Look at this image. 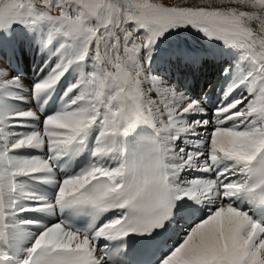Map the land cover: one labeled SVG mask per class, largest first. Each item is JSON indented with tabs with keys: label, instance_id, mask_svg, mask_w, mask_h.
<instances>
[{
	"label": "snow or ice",
	"instance_id": "1",
	"mask_svg": "<svg viewBox=\"0 0 264 264\" xmlns=\"http://www.w3.org/2000/svg\"><path fill=\"white\" fill-rule=\"evenodd\" d=\"M39 24L47 75L0 64V264H127L133 234L156 264H264V0H0V32ZM186 26L232 50L214 107L149 69Z\"/></svg>",
	"mask_w": 264,
	"mask_h": 264
},
{
	"label": "bare ground",
	"instance_id": "2",
	"mask_svg": "<svg viewBox=\"0 0 264 264\" xmlns=\"http://www.w3.org/2000/svg\"><path fill=\"white\" fill-rule=\"evenodd\" d=\"M15 31L16 30L14 31L10 30L7 33L0 32V64L6 65L7 68L10 69L15 68V70L17 71L16 74H18V76L20 77L24 73V70L31 69L33 73L31 74L33 75L31 76V78L34 79V83H35L37 80H40L44 76H46L50 69L49 68V61L51 59L50 51L48 50L42 52V55L37 65H36V60L38 57L36 55V52H34V50H36L35 49L36 38L38 42L40 40L45 39L48 31L42 29L37 30V28L32 29V31L26 34V36L29 34L27 37L24 34ZM39 35L42 36L40 39L38 38ZM199 44L205 47L204 43L199 42ZM52 50L55 51V47H53ZM200 50H204L203 51L204 54H202V51ZM22 53L25 55V60L22 59L21 57ZM177 53H180V55H177ZM167 54L155 57V62L149 65V69L151 70L152 75L159 76L161 80H164V78L167 77L168 80L165 81L169 84V86L172 85V87H175L178 91L185 93L191 98L196 96L197 100L203 99L205 100L206 103H211V104L219 103V99L223 95V90L228 83V78L223 75L224 68L228 67L229 63L233 61V59L230 58V55L232 56V52L230 50L218 48L214 45L208 47V50H205L203 47H198V44L195 43V45H193L191 49H187L183 44H180L179 46H173L167 51ZM152 55L155 56L153 53ZM168 56L173 61L176 60V63H178L177 68L174 67L173 70L170 69V65L166 59L168 58ZM188 56L195 57L198 60V64L195 63L196 68L191 67V71H189V67L186 68L184 66V64L188 63V61L185 60V57ZM53 59L55 58L53 57ZM23 62H25V64L29 66L27 69H24ZM209 62L212 64L210 75L213 74L214 82L211 85V87L208 89V91H202L200 93L199 84L202 83L204 85V83L208 82L207 81L208 77H205V74H202L203 73L202 70L204 65L205 64L208 65ZM225 63L227 65H224ZM71 74L73 75V71H71ZM21 80L25 85L24 79ZM173 81L174 83L172 84ZM194 85L197 86L199 85V86L196 88L194 87ZM26 87L29 88V85ZM203 90H204V86H203ZM20 94L24 95L25 93L20 92ZM47 98H48L47 96H42L39 100H34V101L30 100L29 104L31 105V107L33 106L32 104H34L33 107H36L37 104L41 105L43 109L42 112L43 115L54 113L56 111L54 110V106L55 105L59 106L60 97L59 95L53 97L50 103L46 100ZM194 175H198V174L194 173ZM35 190L41 193L42 195H48V196H50L54 191V189H52L51 192H47L45 188L42 187V185H36ZM50 219L54 220L55 218L49 217L47 215L41 217V220L44 223H46Z\"/></svg>",
	"mask_w": 264,
	"mask_h": 264
},
{
	"label": "rangeland",
	"instance_id": "3",
	"mask_svg": "<svg viewBox=\"0 0 264 264\" xmlns=\"http://www.w3.org/2000/svg\"><path fill=\"white\" fill-rule=\"evenodd\" d=\"M170 2H171V0H170ZM24 29H25V36H26V34L28 33L27 31H29L31 28L30 27H24V26H22ZM37 28V30L39 29V30H41L40 29V26H37V27H35V28H33V29H36ZM12 31H14V29H12ZM16 32V31H15ZM27 32V33H26ZM30 32V31H29ZM19 33H21V32H19ZM23 34V33H22ZM195 35V36H198V34H200V35H202L201 33H199L198 31H196V30H194L193 28H191V26H186V27H182V28H176V29H174V30H170V32L169 33H165V36L164 37H161L158 41H157V44L159 45V47H158V49L157 50H155L154 52L155 53H164V52H166V50H167V48L169 47V46H171L172 45V41H175V43L176 44H179V43H181V42H185L187 45H189V43H190V39H188L191 35ZM29 35V34H28ZM27 35V36H28ZM26 36V37H27ZM187 39V40H186ZM197 38H195V39H193V41L195 40V41H198V39L196 40ZM174 42H173V46H179V45H176ZM26 44H27V42H26ZM39 42L37 41V38H36V47L38 48V49H40V47H39ZM27 46V45H26ZM172 46V47H173ZM171 48V47H170ZM169 48V49H170ZM168 49V50H169ZM40 54V53H39ZM42 55V54H41ZM13 57H15V56H13ZM22 59H24L25 60V57H24V54L22 53ZM24 57V58H23ZM37 57H38V54H37ZM57 60H59V57L57 58ZM56 61V59H53L52 60V62L54 63ZM175 63H176V60H175ZM23 64H24V69H27L29 66L27 65V64H25V62H23ZM208 64H210V67H211V63L209 62ZM49 65H50V62H49ZM184 66L187 68V67H189V71H191V67H190V65H188V63L187 64H184ZM7 67V66H6ZM49 68H50V66H49ZM7 69H9L10 70V72H15V74L17 73V71L15 70V68H13V69H10V68H7ZM174 69V68H173ZM30 70L31 69H27V70H24V73L23 72H21V73H23L22 74V76H24V77H22L21 76V79H24V82H25V86H28V84H26V79L27 78H29L28 77V75L30 74ZM50 70V69H49ZM26 71V72H25ZM71 71H73V69H69V73H65V76H64V78H62V81H61V83H60V85H58L57 86V89H56V95L58 96H60V95H62V91H63V89L64 88H66L67 87V85H68V83L73 79V75L71 74ZM32 72V71H31ZM27 73V74H26ZM14 74V73H13ZM33 74V73H32ZM16 75H18V74H16ZM30 76H33V75H30ZM31 78V77H30ZM167 78V77H166ZM166 78H164V80H168V78L166 79ZM213 78H214V76H213ZM213 82H214V80H213ZM174 83V81L172 82V84ZM213 84V83H212ZM211 84V85H212ZM204 85H205V83H204ZM203 85V86H204ZM172 86V85H171ZM199 86V85H198ZM197 85H194V87H198ZM211 87V86H210ZM209 87V88H210ZM59 93V94H58ZM28 95V94H27ZM29 103H30V101H29ZM28 103V107H31V105Z\"/></svg>",
	"mask_w": 264,
	"mask_h": 264
}]
</instances>
